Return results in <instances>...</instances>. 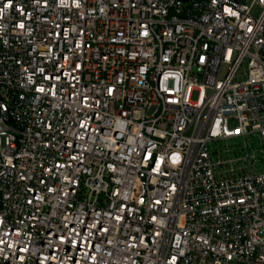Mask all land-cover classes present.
I'll list each match as a JSON object with an SVG mask.
<instances>
[{"label": "built area", "instance_id": "obj_1", "mask_svg": "<svg viewBox=\"0 0 264 264\" xmlns=\"http://www.w3.org/2000/svg\"><path fill=\"white\" fill-rule=\"evenodd\" d=\"M257 161L264 0H0V264H264Z\"/></svg>", "mask_w": 264, "mask_h": 264}, {"label": "rangeland", "instance_id": "obj_2", "mask_svg": "<svg viewBox=\"0 0 264 264\" xmlns=\"http://www.w3.org/2000/svg\"><path fill=\"white\" fill-rule=\"evenodd\" d=\"M192 98H197V92L192 94ZM247 143L249 145L250 154L255 153L256 157H261V152L258 150L260 147L259 137L254 134L247 135ZM214 148L215 150H219L217 153L221 158L236 159L237 156L242 157L246 154L244 139L242 137H232L226 140H221ZM245 164V161H237L235 163L236 166H245ZM255 167L258 170L264 169V162L257 161Z\"/></svg>", "mask_w": 264, "mask_h": 264}]
</instances>
